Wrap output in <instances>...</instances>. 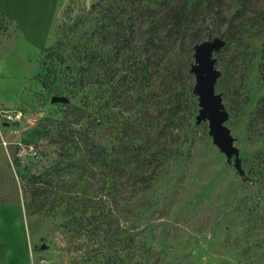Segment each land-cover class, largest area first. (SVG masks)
<instances>
[{
	"label": "rangeland",
	"instance_id": "1",
	"mask_svg": "<svg viewBox=\"0 0 264 264\" xmlns=\"http://www.w3.org/2000/svg\"><path fill=\"white\" fill-rule=\"evenodd\" d=\"M54 8L0 9V202L26 214L0 235L19 264H264V0ZM214 38L219 130L194 69ZM44 172L56 190L31 205Z\"/></svg>",
	"mask_w": 264,
	"mask_h": 264
},
{
	"label": "crops",
	"instance_id": "2",
	"mask_svg": "<svg viewBox=\"0 0 264 264\" xmlns=\"http://www.w3.org/2000/svg\"><path fill=\"white\" fill-rule=\"evenodd\" d=\"M58 0H0V9L6 11L9 13L11 17H27L28 13L32 10L33 12H41L44 11L47 13V15H50L55 10L54 6L56 5ZM7 3H12V5H16L20 9L30 10L27 11V15L25 12H22L21 14H11L6 8ZM5 5V6H4ZM25 13V14H24ZM18 122V121H17ZM6 123V122H5ZM21 122L19 121L18 124ZM25 130V129H24ZM23 215L24 213L21 210V207L18 204L15 203H6L3 204L0 202V216H3V218L10 219V215H16L20 213ZM26 215V214H24ZM18 236L13 235L11 233L10 229L7 230L6 233L0 235V264H19V251L18 245H16ZM23 248L26 253L27 251V239L23 243Z\"/></svg>",
	"mask_w": 264,
	"mask_h": 264
},
{
	"label": "water",
	"instance_id": "3",
	"mask_svg": "<svg viewBox=\"0 0 264 264\" xmlns=\"http://www.w3.org/2000/svg\"><path fill=\"white\" fill-rule=\"evenodd\" d=\"M222 40L214 38L212 40H205L197 46L196 59L198 65L194 67L196 71V79L202 83L201 94L204 98L205 104L211 110V117L213 119L212 126L215 130H219V121L216 118L218 109L217 99L213 94V80L207 73L212 71V52L219 49Z\"/></svg>",
	"mask_w": 264,
	"mask_h": 264
},
{
	"label": "trees",
	"instance_id": "4",
	"mask_svg": "<svg viewBox=\"0 0 264 264\" xmlns=\"http://www.w3.org/2000/svg\"><path fill=\"white\" fill-rule=\"evenodd\" d=\"M211 3V2H210ZM214 2H212V7H214L215 5L213 4ZM217 6V5H216ZM261 105L260 108H262V110H264V97L261 99ZM27 138V135L26 137ZM122 146V145H120ZM118 146V147H120ZM117 147H114V150H116ZM116 159L112 160L115 161ZM144 160H146V157H144ZM49 175V172H44V173H40V174H34L31 178V180L29 181L28 185H27V191L29 193L30 196V201L29 203L31 205H35V204H42L45 203V201L47 200V198L49 197V195L54 192V190L56 189H50L49 187H47V185H50L52 188L54 187L53 184L48 183L46 176ZM140 181H142V183H148V178L147 177H142L137 178ZM116 189H110V195L113 196V193ZM55 193H57V191H55ZM110 196V201L112 202V200L115 201V199H113V197L111 198ZM114 225V227H113ZM115 230H118L117 227H115V221L114 218L110 215V233L112 234ZM110 246H112V242L110 241Z\"/></svg>",
	"mask_w": 264,
	"mask_h": 264
},
{
	"label": "built area",
	"instance_id": "5",
	"mask_svg": "<svg viewBox=\"0 0 264 264\" xmlns=\"http://www.w3.org/2000/svg\"><path fill=\"white\" fill-rule=\"evenodd\" d=\"M22 116V111L21 110H12V111H7V112H2V117L6 120H11V121H19ZM4 144H7L8 142L3 140Z\"/></svg>",
	"mask_w": 264,
	"mask_h": 264
}]
</instances>
